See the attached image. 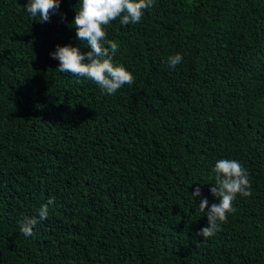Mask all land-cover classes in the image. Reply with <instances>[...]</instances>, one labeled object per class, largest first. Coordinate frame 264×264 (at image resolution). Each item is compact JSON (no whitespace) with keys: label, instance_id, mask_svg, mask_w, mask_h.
<instances>
[{"label":"trees","instance_id":"16d2710c","mask_svg":"<svg viewBox=\"0 0 264 264\" xmlns=\"http://www.w3.org/2000/svg\"><path fill=\"white\" fill-rule=\"evenodd\" d=\"M0 264H264V0H0Z\"/></svg>","mask_w":264,"mask_h":264}]
</instances>
